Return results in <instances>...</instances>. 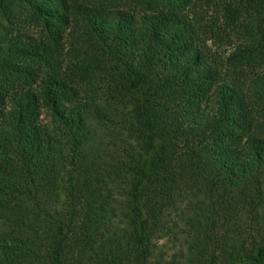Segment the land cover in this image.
<instances>
[{"label":"trees","instance_id":"trees-1","mask_svg":"<svg viewBox=\"0 0 264 264\" xmlns=\"http://www.w3.org/2000/svg\"><path fill=\"white\" fill-rule=\"evenodd\" d=\"M11 1L0 264H264V0Z\"/></svg>","mask_w":264,"mask_h":264},{"label":"rangeland","instance_id":"rangeland-1","mask_svg":"<svg viewBox=\"0 0 264 264\" xmlns=\"http://www.w3.org/2000/svg\"><path fill=\"white\" fill-rule=\"evenodd\" d=\"M21 6L18 2L8 0V16H5L6 11L2 13L0 19L2 24L8 26L11 30L17 31L18 29H28L31 27V31L36 32L41 27H35L34 23L26 18V15L22 13Z\"/></svg>","mask_w":264,"mask_h":264}]
</instances>
